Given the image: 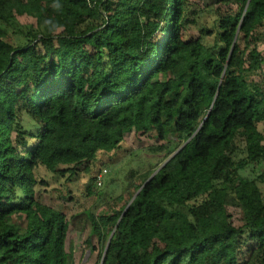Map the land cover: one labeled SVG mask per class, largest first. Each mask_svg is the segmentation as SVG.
Segmentation results:
<instances>
[{
	"label": "trees",
	"instance_id": "trees-1",
	"mask_svg": "<svg viewBox=\"0 0 264 264\" xmlns=\"http://www.w3.org/2000/svg\"><path fill=\"white\" fill-rule=\"evenodd\" d=\"M54 3L0 0L6 26L37 21L17 41L0 27V264H74L48 174L105 199L81 214L96 264H264V0H209L211 26L189 0ZM132 132L175 151L94 190Z\"/></svg>",
	"mask_w": 264,
	"mask_h": 264
},
{
	"label": "rangeland",
	"instance_id": "rangeland-1",
	"mask_svg": "<svg viewBox=\"0 0 264 264\" xmlns=\"http://www.w3.org/2000/svg\"><path fill=\"white\" fill-rule=\"evenodd\" d=\"M189 2L196 8H204V21L208 26H211L214 17L210 13L211 6H207L209 0H189ZM36 24L37 21L34 16L25 15L17 17L13 25L6 26L0 22V27L6 31L8 36H11V40L17 41L23 39V34L19 29H22L26 33L31 25L36 27ZM13 31L16 33L13 34ZM190 37H198L197 29L192 28V26L184 31V38L189 39ZM244 46L245 44L242 43V48ZM254 47L264 55V32L262 29L256 31L255 38L251 42V48ZM261 75L264 77V65L261 71H258L254 77L258 78ZM262 128L263 125H260V129ZM160 143L155 134L138 135L136 132L127 134L121 149L110 156H99L100 161L108 163L109 167H104L107 173H100L103 181L100 185H98L100 182L94 185L93 189H105V192L109 196L121 194L125 185V176L129 170L135 169L142 172L149 164L156 165L157 162L165 160L166 156L175 151L176 146L174 145L163 153L151 152V148ZM155 158L157 159L156 163H154ZM46 177L49 185L46 188V192H43L39 197L45 204L56 207L66 214L70 222L66 248L68 251H73L74 264H96L100 246L97 238H93V251L85 247L84 242L88 237L90 224L81 214L85 210L90 209H93V212L97 214L101 213L106 207L105 199L100 198L98 195L84 196V191L89 181L88 176L68 182L64 181V179L57 182L49 174ZM233 213L235 214L233 222L235 225H239L237 210H233Z\"/></svg>",
	"mask_w": 264,
	"mask_h": 264
},
{
	"label": "clouds",
	"instance_id": "clouds-1",
	"mask_svg": "<svg viewBox=\"0 0 264 264\" xmlns=\"http://www.w3.org/2000/svg\"><path fill=\"white\" fill-rule=\"evenodd\" d=\"M53 7L56 9H60V8H62V5L59 3V0H55ZM44 23L49 28V31H52V32L55 31L56 25L53 24V22L51 20H45Z\"/></svg>",
	"mask_w": 264,
	"mask_h": 264
},
{
	"label": "water",
	"instance_id": "water-1",
	"mask_svg": "<svg viewBox=\"0 0 264 264\" xmlns=\"http://www.w3.org/2000/svg\"><path fill=\"white\" fill-rule=\"evenodd\" d=\"M179 150H180V149H179ZM170 158H171V157H170ZM170 158H169V159H170ZM169 159H168V160H169ZM168 160H167L166 162H168ZM166 162H165L162 166H164V165L166 164ZM162 166H161V167H162ZM161 167H160V168H161ZM160 168H159V169H160ZM157 171H158V170H157ZM157 171H156V172H157ZM156 172L153 173V174L151 175V177L148 179V181H149L151 178H153V177L155 176ZM148 181H147V182H148ZM133 200H134V199H132V201H133ZM132 201H131V202H132ZM131 202H130V203H131ZM112 236H113V233L111 234L110 239H109V241H108L107 247H106L105 252H104V256H105V254H106V252H107V249H108V246H109V244H110V242H111V238H112ZM104 256H103V258H104ZM102 261H103V259H102Z\"/></svg>",
	"mask_w": 264,
	"mask_h": 264
},
{
	"label": "built area",
	"instance_id": "built-area-1",
	"mask_svg": "<svg viewBox=\"0 0 264 264\" xmlns=\"http://www.w3.org/2000/svg\"><path fill=\"white\" fill-rule=\"evenodd\" d=\"M105 172V171H104ZM100 177H101V175H100Z\"/></svg>",
	"mask_w": 264,
	"mask_h": 264
}]
</instances>
